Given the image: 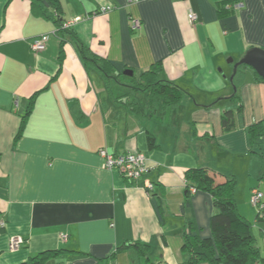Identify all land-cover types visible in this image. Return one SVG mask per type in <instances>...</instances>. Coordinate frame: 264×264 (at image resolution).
<instances>
[{
  "label": "crops",
  "instance_id": "obj_1",
  "mask_svg": "<svg viewBox=\"0 0 264 264\" xmlns=\"http://www.w3.org/2000/svg\"><path fill=\"white\" fill-rule=\"evenodd\" d=\"M131 1L58 4L61 21H76L78 39L116 74L131 70L128 78L139 81L162 63L164 80L186 93L165 114L138 117L126 102L144 107V92L120 100L116 80L86 62L74 40L62 48L54 20L36 16L31 0H0V264H24L49 251L58 253L45 264H182L189 260V222L201 240L211 238L215 212L204 192L194 193L184 208L186 173L209 169L218 183L263 178L264 158L256 155L264 152H250L248 128L264 119V82L248 69L235 92L230 79L249 51L264 50V0ZM224 4L229 13L220 17ZM190 12L199 17L194 25ZM133 18L141 21L136 31ZM41 35H51L48 46L34 53L31 44ZM227 111L235 114L230 133L222 126ZM102 149L143 154L150 170L128 181L104 169ZM254 189L245 196L249 203ZM253 232L264 257V223L257 214ZM13 237L26 241L17 251ZM126 243L150 250L118 252Z\"/></svg>",
  "mask_w": 264,
  "mask_h": 264
},
{
  "label": "trees",
  "instance_id": "obj_2",
  "mask_svg": "<svg viewBox=\"0 0 264 264\" xmlns=\"http://www.w3.org/2000/svg\"><path fill=\"white\" fill-rule=\"evenodd\" d=\"M31 2L32 10L36 16L54 20L57 32L63 39L62 48L69 38L74 40L86 62L93 63L105 75L107 80L111 77L116 81L119 80V77L123 74H116L113 65L109 61L94 55L89 48L85 47L76 36L73 28L64 27L65 23L61 21L58 0H46L47 4H44V0H31ZM225 4L219 5L220 17H224L229 13L225 10ZM48 13L51 14L48 15ZM248 69L250 68L247 66L238 68L233 80L235 87L238 88V86L243 84L244 73ZM255 75L257 81L264 82L256 73ZM132 89L136 92H144L147 95L144 107H141L136 101L126 102L128 109L138 117H145L147 113L156 115L175 110L180 106L186 95L176 85L164 80L162 63L154 64L150 70L141 75L139 81L134 79ZM35 96L31 98L32 103ZM236 97L237 95H234L233 99ZM122 98L119 99L121 100ZM73 111L76 119L79 122L83 121L84 115L80 109L75 107ZM238 112H242V107H240ZM222 126L225 133L235 130L234 112L227 111L224 113ZM248 137L250 152H261L264 145V119L248 128ZM148 145L151 150L157 148L156 139L151 134L148 135ZM185 177L187 199L184 208L190 205V198L194 192H204L212 196L215 212L210 217L211 238L201 240L197 234V228L193 223L189 222L184 244V250L189 254V260L182 264H264V257L257 246L253 226L239 213L235 200V178L232 177L223 183H218L215 179L216 175L209 169L204 168L192 169L186 173ZM155 198L156 196L153 195L152 199L155 200ZM156 210L161 215L160 210H162V207L156 206ZM129 247L135 248L139 253L149 252L150 250L147 245L126 243L118 248V252ZM57 253V251L45 252L31 258L24 264H45Z\"/></svg>",
  "mask_w": 264,
  "mask_h": 264
},
{
  "label": "built area",
  "instance_id": "obj_3",
  "mask_svg": "<svg viewBox=\"0 0 264 264\" xmlns=\"http://www.w3.org/2000/svg\"><path fill=\"white\" fill-rule=\"evenodd\" d=\"M140 0H132L131 3H138ZM231 6H227L230 9ZM111 9H101L100 12H107ZM189 21L191 24H195L198 22L199 17L193 12L189 13ZM77 22L71 21L65 23V28H72ZM131 28L133 31H136L141 28V21L139 19H131ZM55 35V33L53 34ZM51 35H41L37 37L31 44V49L34 53L44 52L48 46V42L50 40ZM100 157L103 159V167L106 170H115L120 173V175L128 180L135 181L143 177L148 173L150 167L147 162V158L143 154H120L113 155L110 154L107 150L102 149L99 152ZM147 189L149 191L154 190V185L148 184ZM195 193V192H194ZM251 203L253 207L257 211L258 220L264 223V194L258 190L254 189L251 195ZM4 223H1L3 226ZM66 239V237H64ZM26 241L22 237H13L11 239V249L12 251L19 250L23 245H25Z\"/></svg>",
  "mask_w": 264,
  "mask_h": 264
},
{
  "label": "rangeland",
  "instance_id": "obj_4",
  "mask_svg": "<svg viewBox=\"0 0 264 264\" xmlns=\"http://www.w3.org/2000/svg\"><path fill=\"white\" fill-rule=\"evenodd\" d=\"M115 84L117 86H119L118 88H115V93L117 96H119L120 98H130L131 96H134L136 93L135 91H133L132 89H127L124 88L123 85L126 84H133V80L128 78L127 76L123 75L122 77H120V80L114 81ZM130 93L131 95L127 94ZM262 151L264 152V145L262 146ZM258 157V158H257ZM256 158L260 160H263L264 155L263 156H257ZM236 180V189H235V199H236V203L238 206V210L239 213L245 215L246 217L244 218H249L247 219L253 226V223L256 219V209L253 207L252 203H251V197H250V203L247 201V199H245V196H249V192L251 190V186L256 187L258 190H260L263 194H264V178H258V179H250L249 176H243L241 175L240 178L238 177V179ZM252 184V185H251ZM242 215V216H243Z\"/></svg>",
  "mask_w": 264,
  "mask_h": 264
},
{
  "label": "water",
  "instance_id": "obj_5",
  "mask_svg": "<svg viewBox=\"0 0 264 264\" xmlns=\"http://www.w3.org/2000/svg\"><path fill=\"white\" fill-rule=\"evenodd\" d=\"M44 4H47L46 0H44ZM240 66H247L248 68L252 69L259 77H261L264 80V50L253 49L249 51L245 55V57L234 66V74H236ZM123 74L127 77L134 76V73L131 70H126ZM230 80L231 82H233L234 76L231 77ZM236 90H237L236 87H234L235 92Z\"/></svg>",
  "mask_w": 264,
  "mask_h": 264
}]
</instances>
